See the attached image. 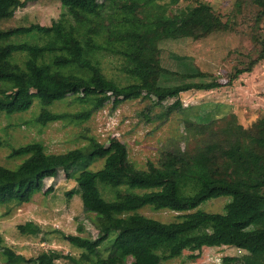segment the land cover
<instances>
[{"label":"trees","instance_id":"trees-1","mask_svg":"<svg viewBox=\"0 0 264 264\" xmlns=\"http://www.w3.org/2000/svg\"><path fill=\"white\" fill-rule=\"evenodd\" d=\"M180 1L60 0L75 26L66 28L59 20L48 27L33 24L0 28V116L27 111L37 98L42 108L35 121L40 125L83 123L109 102L115 109L122 101L139 97L153 96L158 103L176 97L169 113L181 107L180 93L229 86L264 60L263 32L253 40L256 56L224 81L158 85L160 75L170 72L160 64L158 44L162 40H199L231 29L200 0H194L190 9L166 15L165 5ZM254 2L259 8L256 20H260L264 17V0ZM26 3L0 0V21ZM106 7L112 12L103 16L101 10ZM35 33L50 36V41L42 45L29 41L1 44L15 35ZM106 51L126 58L128 65L123 70L133 78L132 83L121 85L104 76L96 54ZM15 52L27 54L23 66L10 60ZM47 54L51 56L49 61L45 60ZM69 96L86 108L74 113L48 110ZM211 125L216 122L212 120L194 131L199 137L193 139V149L188 142L183 147L177 144L165 150L157 164L148 162L146 169L129 161L125 143L115 136L103 143L89 137L87 145L63 153H48L39 142L13 148L9 157L23 159L15 169L0 165V206L11 201L28 203L34 194H48L50 188L43 191L44 180L56 177L59 169L71 178L70 169L76 163L103 159L101 168L84 169L74 175L82 209L94 217L98 236L65 235L69 244L82 250L78 258L64 255L71 263L161 264L185 250L195 260L206 248L233 246L247 252L241 256V264H264V115L247 127L234 114H229L220 128L211 129ZM100 187L111 191L112 198H105ZM221 196L231 199L224 213L195 210ZM146 206L180 214L177 220L163 222L138 213ZM18 229L23 234L39 230L31 222ZM3 242L0 234V246ZM104 243L107 247L101 249ZM2 253L8 264L16 263L10 249L4 248ZM59 257L56 251L43 252L27 262L53 264Z\"/></svg>","mask_w":264,"mask_h":264},{"label":"rangeland","instance_id":"rangeland-1","mask_svg":"<svg viewBox=\"0 0 264 264\" xmlns=\"http://www.w3.org/2000/svg\"><path fill=\"white\" fill-rule=\"evenodd\" d=\"M200 1L209 4L222 21L229 23L231 29L213 32L199 40H162L158 44L159 60L161 66L170 72L160 75L158 85L224 81L236 68L245 67L256 56L253 40L264 32V17L256 20L259 8L254 0ZM194 4V0H181L176 5H165V12L166 15L178 14L192 8ZM110 12L112 10L106 7L101 10V15L105 16ZM59 20H63L66 28L76 25L61 6L60 0H27L26 5L17 8L10 18L0 21V28L28 27L33 24L48 27L53 21ZM50 38L39 33L33 36L15 35L1 44L29 41L42 45L49 42ZM48 55L45 56L46 61L50 60L51 56ZM96 57L105 77L121 85L133 82V78L123 70L128 65L124 56L106 51L97 53ZM26 59L27 54L21 52L13 53L10 58L20 66H23ZM0 88L3 86L0 85ZM175 99L176 97L168 98L158 103L153 96L139 97L124 100L115 109L111 108L109 102L83 123L59 121L40 125L35 118L42 105L35 98L27 111L1 114L0 165L10 169L17 168L23 157L10 158V151L31 142L41 143L48 153H63L87 145L89 137L103 143L109 136H115L125 143L129 161L146 169L148 162L157 164L162 153L173 149L177 144L183 147L188 142V147L193 149V139L199 137L194 131H199L200 126L211 124L212 120L216 125H211V129L220 128L228 115L234 114L247 127L263 116L264 60L251 73H243L229 86L209 90L191 89L180 93L181 107L167 113ZM83 108L86 106L74 102L69 96L54 103L48 110L74 113ZM102 166L103 159L78 162L70 169L73 173L71 178H67L64 171L59 169L56 177L44 180L43 191L50 188L48 194H34L28 203L11 201L1 205L0 234L4 242L0 246V264H8L2 253L4 248L15 254L16 263L12 264H33L27 260H34L41 253L50 251L60 254L53 264H73L64 255L78 258L82 250L69 244L63 237L80 235L96 239L98 236L92 221L94 217L82 209L74 175L84 169L97 170ZM100 188L105 198H112L111 191ZM70 192L72 196L68 195ZM230 200L228 196L213 198L203 202L195 210L224 213L225 205ZM138 213L163 222L177 220L180 214L170 210H154L149 206L139 209ZM28 222L38 227V232L23 234L19 231L18 226ZM78 227L83 230L79 231ZM105 247V243L101 245V249ZM189 254L185 250L181 256L161 264H241L240 254L244 252L233 246H219L206 248L202 256L195 260L190 259ZM226 257L232 260L226 262L223 260ZM130 261L131 259L128 260Z\"/></svg>","mask_w":264,"mask_h":264},{"label":"crops","instance_id":"crops-1","mask_svg":"<svg viewBox=\"0 0 264 264\" xmlns=\"http://www.w3.org/2000/svg\"><path fill=\"white\" fill-rule=\"evenodd\" d=\"M239 250H240V252L242 251V252H244V254H247V252L245 250H241V249H239ZM244 254H240V255L242 256Z\"/></svg>","mask_w":264,"mask_h":264}]
</instances>
